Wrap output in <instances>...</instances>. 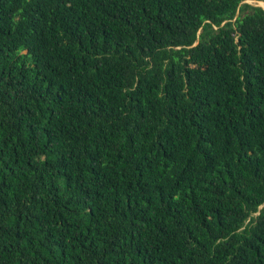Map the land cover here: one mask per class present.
Masks as SVG:
<instances>
[{
	"label": "trees",
	"instance_id": "16d2710c",
	"mask_svg": "<svg viewBox=\"0 0 264 264\" xmlns=\"http://www.w3.org/2000/svg\"><path fill=\"white\" fill-rule=\"evenodd\" d=\"M264 0H0V264H264Z\"/></svg>",
	"mask_w": 264,
	"mask_h": 264
},
{
	"label": "rangeland",
	"instance_id": "374dc122",
	"mask_svg": "<svg viewBox=\"0 0 264 264\" xmlns=\"http://www.w3.org/2000/svg\"><path fill=\"white\" fill-rule=\"evenodd\" d=\"M249 3L252 4V5H254V6H262L260 3H256V2H249ZM262 7L264 8V6H262Z\"/></svg>",
	"mask_w": 264,
	"mask_h": 264
},
{
	"label": "bare ground",
	"instance_id": "6f19581e",
	"mask_svg": "<svg viewBox=\"0 0 264 264\" xmlns=\"http://www.w3.org/2000/svg\"><path fill=\"white\" fill-rule=\"evenodd\" d=\"M262 6H264V3L262 2V3H260Z\"/></svg>",
	"mask_w": 264,
	"mask_h": 264
},
{
	"label": "water",
	"instance_id": "95a60500",
	"mask_svg": "<svg viewBox=\"0 0 264 264\" xmlns=\"http://www.w3.org/2000/svg\"><path fill=\"white\" fill-rule=\"evenodd\" d=\"M259 3H261V2H259ZM260 7H262V6H260ZM263 8V7H262Z\"/></svg>",
	"mask_w": 264,
	"mask_h": 264
}]
</instances>
